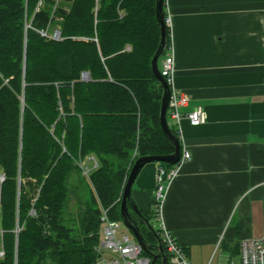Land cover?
<instances>
[{
    "label": "trees",
    "instance_id": "1",
    "mask_svg": "<svg viewBox=\"0 0 264 264\" xmlns=\"http://www.w3.org/2000/svg\"><path fill=\"white\" fill-rule=\"evenodd\" d=\"M160 39L156 0H0V264H97L102 209L121 220L134 162L175 150L151 66ZM74 173L90 197L69 217Z\"/></svg>",
    "mask_w": 264,
    "mask_h": 264
},
{
    "label": "crops",
    "instance_id": "2",
    "mask_svg": "<svg viewBox=\"0 0 264 264\" xmlns=\"http://www.w3.org/2000/svg\"><path fill=\"white\" fill-rule=\"evenodd\" d=\"M165 12L173 86L190 96L181 127L192 157L169 186L162 221L158 163L142 168L133 197L156 217V229L162 222L174 233L192 264H223L241 239L264 234V0H165ZM198 106L207 120L192 126L187 114Z\"/></svg>",
    "mask_w": 264,
    "mask_h": 264
},
{
    "label": "built area",
    "instance_id": "3",
    "mask_svg": "<svg viewBox=\"0 0 264 264\" xmlns=\"http://www.w3.org/2000/svg\"><path fill=\"white\" fill-rule=\"evenodd\" d=\"M172 19L166 16L167 27L170 28ZM57 31L54 38L59 37ZM44 34V33H43ZM172 46L170 47V50ZM167 52L164 57L161 73L171 85L172 91L167 111V119L173 130L177 131L182 144V113L183 108L189 104L190 96L173 86L175 74L174 54ZM187 118L192 126H198L207 120V113L203 107H195L188 112ZM183 147L180 160L175 164L158 163L156 172L155 205L156 212L162 221V206L166 198L172 180L178 175L183 163L191 159L192 153ZM93 163V165H90ZM99 163L94 156H89L87 161L82 162L84 175L89 178L92 170L97 168ZM4 179V175L0 178ZM102 238L96 246L98 253L97 264H151L152 257L144 252L142 246L125 226L122 220L110 218L108 209H102ZM126 229L127 231H124ZM159 235L167 252L171 264H192L183 247L177 241L174 233L164 224L159 225ZM241 264H264V234L261 237L241 239L239 241V252ZM3 255V252H2Z\"/></svg>",
    "mask_w": 264,
    "mask_h": 264
},
{
    "label": "water",
    "instance_id": "4",
    "mask_svg": "<svg viewBox=\"0 0 264 264\" xmlns=\"http://www.w3.org/2000/svg\"><path fill=\"white\" fill-rule=\"evenodd\" d=\"M156 17L159 23L161 39L159 46L152 58L151 66L154 75L160 81L163 87V94L160 109V123L165 136L174 143L175 150L167 155H145L140 156L133 164L129 175L126 179L121 197V220L125 226L136 237L144 252L152 257L151 264H156L158 258L162 260V264H171L167 252L163 246L159 232L151 223L150 219L138 208L133 197V186L136 178L142 168L151 162L155 163H177L183 153V147L177 134L168 123L167 111L171 96V85L165 76L162 75L159 66V60L163 57L168 49L169 38L166 24L165 0H156ZM89 73L83 75V78H89ZM144 228L152 232L156 238V242H152L145 237Z\"/></svg>",
    "mask_w": 264,
    "mask_h": 264
},
{
    "label": "rangeland",
    "instance_id": "5",
    "mask_svg": "<svg viewBox=\"0 0 264 264\" xmlns=\"http://www.w3.org/2000/svg\"><path fill=\"white\" fill-rule=\"evenodd\" d=\"M40 4L41 3L39 2V5ZM69 7H70V4L67 3L66 8H69ZM57 31L59 32L58 33L59 37H57L56 39H60L61 31L59 28H57L55 26H51L49 28L48 36L53 38ZM87 159H86V161H87ZM153 163H155V162H153ZM90 165H93V163H91ZM2 175H4V173H3L2 168L0 167V178L2 177ZM85 181H86V179L83 180V178L79 175V173H74L69 180L70 199H69L68 211H67L70 213L69 217H71L73 215V211L78 208V205H80V204L85 205L84 204L85 201L90 197L89 189L85 185ZM79 195H80V200L78 199ZM150 221L154 225L155 228L158 227V221H157L156 217H152L150 219ZM124 231H127V230L124 229ZM222 263L223 264H241V258L239 256V254L235 255V254H231V252H228L227 257L223 260Z\"/></svg>",
    "mask_w": 264,
    "mask_h": 264
},
{
    "label": "flooded vegetation",
    "instance_id": "6",
    "mask_svg": "<svg viewBox=\"0 0 264 264\" xmlns=\"http://www.w3.org/2000/svg\"><path fill=\"white\" fill-rule=\"evenodd\" d=\"M145 237H146L148 240H150V239L148 238L147 234H145ZM150 241H152V240H150ZM152 242H155V241H152Z\"/></svg>",
    "mask_w": 264,
    "mask_h": 264
}]
</instances>
